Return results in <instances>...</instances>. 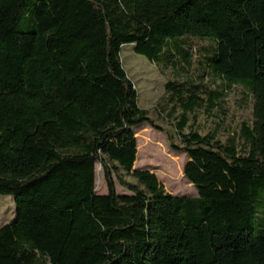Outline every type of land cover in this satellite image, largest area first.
Returning <instances> with one entry per match:
<instances>
[{
  "label": "trees",
  "instance_id": "1",
  "mask_svg": "<svg viewBox=\"0 0 264 264\" xmlns=\"http://www.w3.org/2000/svg\"><path fill=\"white\" fill-rule=\"evenodd\" d=\"M196 40L213 46L199 47ZM188 73L204 59L253 99V123L222 144L184 133V176L197 197L168 194L135 170V130L154 127L122 50ZM184 114L224 97L169 82ZM107 194L96 191V165ZM131 194L119 195L114 174ZM0 264H264V0H0Z\"/></svg>",
  "mask_w": 264,
  "mask_h": 264
},
{
  "label": "rangeland",
  "instance_id": "2",
  "mask_svg": "<svg viewBox=\"0 0 264 264\" xmlns=\"http://www.w3.org/2000/svg\"><path fill=\"white\" fill-rule=\"evenodd\" d=\"M199 47H212L210 41H195ZM134 46H126L122 50L121 61L129 80L138 92V105L146 110L154 127L144 125L135 130L138 141V154L135 170H147L154 174L168 194L175 196L197 197L196 188L184 176V168L188 157L184 152H176L172 148L170 138L177 147H181V139L177 131L183 116L188 120L184 133L195 131L205 136L215 133L217 139L226 144L235 138L240 150H244L242 128L251 127L253 123V99L242 87L227 88L220 80L212 76L204 59L194 60L190 72L180 68H164L149 62L137 55ZM203 79L211 90H221L224 97L212 110H197L184 114L176 102L166 91L169 82L200 83ZM116 191L119 195L131 193L121 185V180L137 185V181L123 171L114 174ZM96 191L98 195L107 194V185L103 167L96 165ZM258 217L264 215L258 214ZM16 219V206L12 196H0V228Z\"/></svg>",
  "mask_w": 264,
  "mask_h": 264
}]
</instances>
